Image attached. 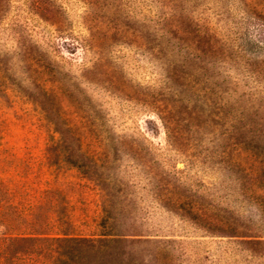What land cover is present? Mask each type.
<instances>
[{
    "label": "rangeland",
    "instance_id": "374dc122",
    "mask_svg": "<svg viewBox=\"0 0 264 264\" xmlns=\"http://www.w3.org/2000/svg\"><path fill=\"white\" fill-rule=\"evenodd\" d=\"M58 131L157 241L141 264H264V0H0V264L29 233H100L105 192Z\"/></svg>",
    "mask_w": 264,
    "mask_h": 264
},
{
    "label": "trees",
    "instance_id": "16d2710c",
    "mask_svg": "<svg viewBox=\"0 0 264 264\" xmlns=\"http://www.w3.org/2000/svg\"><path fill=\"white\" fill-rule=\"evenodd\" d=\"M68 131L71 132L70 129ZM58 132L60 138L55 139L52 137V144L58 152L57 155L62 157L59 161H65L72 166H76L87 178L96 180L105 192L102 203L100 233L97 236H80L72 232L61 231V233L49 237L45 236L44 232H32L34 234L29 233L28 236L20 237L18 240L34 241L37 244H34L30 249H25L23 253H16L12 260H18L20 264H141L137 256L139 246L141 244L152 245L157 241L152 240L150 234L139 230L143 223L133 216L130 205L119 200L115 201L114 192H123L120 186L114 183L102 185L103 183L100 182L104 181V174L100 172L98 163L92 158L90 162L86 160L88 154L81 152L80 145H74L68 135L63 134L61 131ZM100 145H102L101 139L95 143L94 152L97 151ZM260 180L262 179H258L259 183L262 182ZM190 202L177 197L167 203V206L170 209L180 211L192 220H196V223L206 231L215 230L216 228V230H220L219 232H233L234 234L230 236H242L236 233V229L232 227V222L229 220L227 222L226 217L215 219L211 217V214L205 213L200 205L195 206L194 201ZM206 210H208L207 207ZM209 210L211 211L210 207ZM200 211H204V214H199ZM38 235L41 236L44 248L47 250L43 252H47V254L42 253L41 259H38ZM159 241L160 247H162L160 248L161 251L170 252L168 247L170 241Z\"/></svg>",
    "mask_w": 264,
    "mask_h": 264
}]
</instances>
